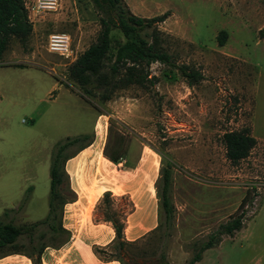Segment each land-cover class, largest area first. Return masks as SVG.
<instances>
[{"label": "rangeland", "instance_id": "obj_1", "mask_svg": "<svg viewBox=\"0 0 264 264\" xmlns=\"http://www.w3.org/2000/svg\"><path fill=\"white\" fill-rule=\"evenodd\" d=\"M24 1L33 32L25 43L12 37L0 56V220L17 226L43 220L55 145L87 135L66 151L59 187L63 205L57 202V225L61 221L64 230L54 235L42 226L34 233L36 242L65 246L71 238L66 227L74 231L77 221H90L92 191L102 197L96 220L114 215L125 230L136 207L135 198L123 193L143 184L158 207V227L134 242L124 234L121 248L115 239L96 253L102 260L189 264L211 235L247 211L243 228L234 237L223 236L197 264H264V0H123L125 9L141 18L167 13L158 25L166 35L165 51L203 79L191 87L177 70L155 63L154 78L145 86L112 94L96 89L91 95L69 70L101 31L92 0H60L53 13L37 11L36 0ZM222 31L228 37L220 46ZM52 34L69 35L72 58L48 51ZM111 37L114 53L125 38L117 29ZM252 124L260 141L247 159L231 162L224 134L252 133ZM164 170L170 171V222L161 206ZM246 195L253 203L242 208ZM88 197V209L77 210ZM18 243L17 249L0 248V256L28 255L27 236Z\"/></svg>", "mask_w": 264, "mask_h": 264}, {"label": "trees", "instance_id": "obj_2", "mask_svg": "<svg viewBox=\"0 0 264 264\" xmlns=\"http://www.w3.org/2000/svg\"><path fill=\"white\" fill-rule=\"evenodd\" d=\"M96 9L100 12L101 31L97 41L92 44L71 66L69 75L83 90L88 91L90 95L93 90L104 89L112 94L115 90L126 89L130 86H145L151 82V65L158 63L168 65L170 68L178 71V74L185 79L189 86L197 85L203 75L188 65H178L173 57L168 54L163 44L166 35L158 28L168 18L165 13L153 18H141L129 10L125 9L123 0H92ZM119 30L124 38V43H117L115 52H112V32ZM33 32V26L29 22L24 0H0V56L5 51L9 40L14 37L22 43L28 41ZM264 31H260L263 35ZM228 37L226 31L220 32L218 42L220 46L225 44ZM88 93V92H86ZM106 99H110L107 95ZM88 136H78L67 138L58 142L52 153L50 165V194L49 210L47 216L31 225L17 226L12 222H3L0 220V248L11 247L19 248L21 237L26 235L29 240L30 253L28 257L32 259L33 264H42L41 256L47 246L35 241V231L47 226L52 234L57 235L61 230V221L57 225L59 212L57 202L61 203L59 187L64 182V164L69 159L66 151L84 141ZM226 156L233 162L238 163L247 159L251 151L257 146V140L252 136L249 129L227 132L223 136ZM83 150V148L81 149ZM164 185L161 192V206L166 214V221L170 222L173 216L172 204L169 197L170 171L163 172ZM249 196V192L247 193ZM242 201L243 208L249 202L250 197ZM111 193L106 192L103 202L109 210ZM28 197L24 199L20 207H24ZM245 208V207H244ZM8 211L5 212L6 215ZM247 211H242L234 220L211 235L208 241L199 247L195 256L189 264H197L202 260L203 254L212 248L218 247L223 240V236L234 237L235 233L243 228L246 220ZM103 220L112 224L119 241L120 248L125 245L124 225L118 221L114 215H106ZM40 239L42 235H39ZM96 253H103L102 249H95ZM166 264V263H164Z\"/></svg>", "mask_w": 264, "mask_h": 264}, {"label": "crops", "instance_id": "obj_3", "mask_svg": "<svg viewBox=\"0 0 264 264\" xmlns=\"http://www.w3.org/2000/svg\"><path fill=\"white\" fill-rule=\"evenodd\" d=\"M253 125L251 134L258 142L260 140L253 134ZM118 164L121 165L122 163L118 162ZM90 188H93V184L90 185ZM92 192H90V221L84 225L81 221H77L74 225H71L74 231L65 226L71 232L69 242L63 247H46L41 256L42 264H121L115 260H102L95 252L96 247L104 249L113 245L116 234L111 223L96 220V207L102 197L96 192H93L95 195H92ZM123 194H131L133 199L135 198L134 220L124 230L126 240L134 242L158 227V207L151 198V194L144 193L143 184L139 185L137 190L130 189L129 192L126 191ZM91 197L94 198L93 203ZM88 207L89 197L83 208L77 210L85 211ZM0 264H33V261L26 254L15 251L0 256Z\"/></svg>", "mask_w": 264, "mask_h": 264}, {"label": "built area", "instance_id": "obj_4", "mask_svg": "<svg viewBox=\"0 0 264 264\" xmlns=\"http://www.w3.org/2000/svg\"><path fill=\"white\" fill-rule=\"evenodd\" d=\"M60 0H36V9L42 13L56 12ZM48 51L60 57L72 58L71 38L68 34H52L49 36ZM76 60V58H74ZM72 60V61H74Z\"/></svg>", "mask_w": 264, "mask_h": 264}]
</instances>
